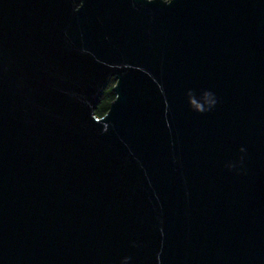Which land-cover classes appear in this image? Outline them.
<instances>
[{"label":"water","instance_id":"water-1","mask_svg":"<svg viewBox=\"0 0 264 264\" xmlns=\"http://www.w3.org/2000/svg\"><path fill=\"white\" fill-rule=\"evenodd\" d=\"M0 264H264V0H0Z\"/></svg>","mask_w":264,"mask_h":264},{"label":"trees","instance_id":"trees-1","mask_svg":"<svg viewBox=\"0 0 264 264\" xmlns=\"http://www.w3.org/2000/svg\"><path fill=\"white\" fill-rule=\"evenodd\" d=\"M115 83L116 81L112 79L108 88L106 89L102 97V100L96 110V114L98 117H102L108 112L112 101L115 99V92H114Z\"/></svg>","mask_w":264,"mask_h":264}]
</instances>
